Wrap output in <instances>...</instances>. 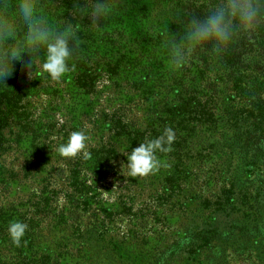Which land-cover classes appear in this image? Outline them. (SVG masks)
<instances>
[{
  "label": "trees",
  "instance_id": "trees-1",
  "mask_svg": "<svg viewBox=\"0 0 264 264\" xmlns=\"http://www.w3.org/2000/svg\"><path fill=\"white\" fill-rule=\"evenodd\" d=\"M211 3L123 0L99 32L80 20L61 83L27 54L13 61L0 81V264H264V27L221 57L166 67V34ZM41 5L75 22L72 0ZM165 127L170 167L130 177L127 155ZM77 130L91 159L57 151Z\"/></svg>",
  "mask_w": 264,
  "mask_h": 264
},
{
  "label": "clouds",
  "instance_id": "clouds-1",
  "mask_svg": "<svg viewBox=\"0 0 264 264\" xmlns=\"http://www.w3.org/2000/svg\"><path fill=\"white\" fill-rule=\"evenodd\" d=\"M122 2L72 0L71 16L75 22L58 25L44 12L41 0H0V81L11 76L13 61H20L22 54H27L30 69L39 64L42 74L61 83L76 70L75 60L82 44L79 33L83 29L79 21L88 18V27L99 32L103 22L119 10ZM182 24L183 30L166 34L162 45L166 67L173 73L198 59L201 53L223 56L241 34L251 40L264 27V0H213L203 15L191 12ZM28 75L31 78L32 72ZM89 139L84 131H72L57 151L66 159L78 156L91 159L87 150ZM174 141V130L165 127L160 136L139 143L127 155L128 162L123 168H127L130 177L143 178L170 167L158 153L166 156L172 152ZM27 230L28 225L21 221L10 222L11 242L20 247Z\"/></svg>",
  "mask_w": 264,
  "mask_h": 264
},
{
  "label": "rangeland",
  "instance_id": "rangeland-1",
  "mask_svg": "<svg viewBox=\"0 0 264 264\" xmlns=\"http://www.w3.org/2000/svg\"><path fill=\"white\" fill-rule=\"evenodd\" d=\"M83 103H84V102H82V104H83ZM88 110H89V108L86 107V108H85V111H88Z\"/></svg>",
  "mask_w": 264,
  "mask_h": 264
}]
</instances>
